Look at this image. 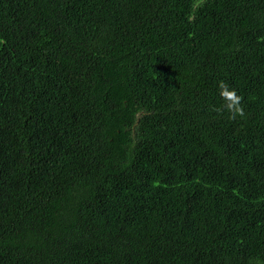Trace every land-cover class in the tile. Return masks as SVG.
Segmentation results:
<instances>
[{
	"label": "trees",
	"instance_id": "1",
	"mask_svg": "<svg viewBox=\"0 0 264 264\" xmlns=\"http://www.w3.org/2000/svg\"><path fill=\"white\" fill-rule=\"evenodd\" d=\"M257 260L264 0H0V264Z\"/></svg>",
	"mask_w": 264,
	"mask_h": 264
},
{
	"label": "clouds",
	"instance_id": "2",
	"mask_svg": "<svg viewBox=\"0 0 264 264\" xmlns=\"http://www.w3.org/2000/svg\"><path fill=\"white\" fill-rule=\"evenodd\" d=\"M219 95L223 104L219 107H213L211 111L217 115H223L225 112L228 114V119L236 120L237 117L245 115L244 106L242 103L243 98L237 93L236 89L231 88L225 81H218ZM251 264V261H250ZM256 264H262L259 260Z\"/></svg>",
	"mask_w": 264,
	"mask_h": 264
}]
</instances>
